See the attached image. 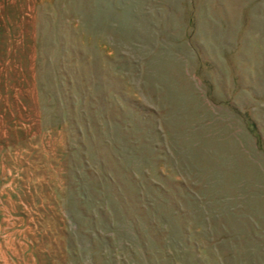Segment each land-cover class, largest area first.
Masks as SVG:
<instances>
[{
    "label": "rangeland",
    "instance_id": "obj_1",
    "mask_svg": "<svg viewBox=\"0 0 264 264\" xmlns=\"http://www.w3.org/2000/svg\"><path fill=\"white\" fill-rule=\"evenodd\" d=\"M0 264H264V0H0Z\"/></svg>",
    "mask_w": 264,
    "mask_h": 264
}]
</instances>
